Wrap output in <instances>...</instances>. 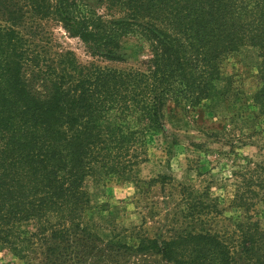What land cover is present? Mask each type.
<instances>
[{
  "label": "trees",
  "instance_id": "1",
  "mask_svg": "<svg viewBox=\"0 0 264 264\" xmlns=\"http://www.w3.org/2000/svg\"><path fill=\"white\" fill-rule=\"evenodd\" d=\"M44 21L111 62L127 60L135 37L146 69L52 55L37 38ZM244 48L258 52L264 122V0H0V249L21 264H264V158L235 173L239 216L226 228L216 199L183 185L184 222L168 236L104 237L88 189L148 160L169 102L189 112L226 97L222 60Z\"/></svg>",
  "mask_w": 264,
  "mask_h": 264
},
{
  "label": "rangeland",
  "instance_id": "2",
  "mask_svg": "<svg viewBox=\"0 0 264 264\" xmlns=\"http://www.w3.org/2000/svg\"><path fill=\"white\" fill-rule=\"evenodd\" d=\"M86 1L99 5V0ZM37 34L48 53L70 50L84 65L146 69L143 62L150 55L148 45L129 37L124 40L129 52L126 61L93 57L80 39L71 37L55 21L42 22ZM257 54L254 48H244L222 60L217 88L229 89L225 99L215 97L189 112L169 102L165 109L166 132L149 145L148 160L135 173L127 179L112 177L101 184L88 182L104 237L112 228L128 235L130 242H135L137 231L168 236L172 225L184 222L183 185L208 192L216 199L223 210L216 219L218 228L229 227L238 219L239 210L230 206L237 182L235 173L246 158H264V122L256 116L253 103L259 87ZM259 208L264 220V208ZM21 263L10 251L0 249V264Z\"/></svg>",
  "mask_w": 264,
  "mask_h": 264
}]
</instances>
